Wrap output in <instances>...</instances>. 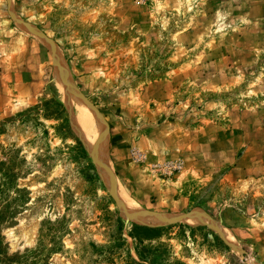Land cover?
Masks as SVG:
<instances>
[{
  "label": "rangeland",
  "instance_id": "374dc122",
  "mask_svg": "<svg viewBox=\"0 0 264 264\" xmlns=\"http://www.w3.org/2000/svg\"><path fill=\"white\" fill-rule=\"evenodd\" d=\"M55 62L101 115V168ZM132 225L165 229L145 264H264V0H0V253L128 264Z\"/></svg>",
  "mask_w": 264,
  "mask_h": 264
},
{
  "label": "bare ground",
  "instance_id": "6f19581e",
  "mask_svg": "<svg viewBox=\"0 0 264 264\" xmlns=\"http://www.w3.org/2000/svg\"><path fill=\"white\" fill-rule=\"evenodd\" d=\"M59 81V82H58ZM56 84L59 85L60 94L62 95V101L66 106L67 110L72 114V128L80 139L85 144L86 148L96 155L95 158L98 159V165L101 168V158L106 136L102 134V123L100 118L80 99L76 98L72 91L65 88L61 80L59 79ZM62 87V88H61ZM103 121V120H102ZM105 150V149H104ZM122 197V202L127 206L128 209L139 212V210L126 202L127 197L126 193L123 190L120 191ZM129 197V196H128ZM140 215H134V218ZM150 217L145 219L147 222H151ZM174 218V217H172ZM187 224L191 226L198 225L201 222H204L203 216L201 217H190L185 219ZM144 221V220H143ZM170 221V220H169ZM168 222V221H167ZM166 222V223H167ZM154 225V224H153Z\"/></svg>",
  "mask_w": 264,
  "mask_h": 264
},
{
  "label": "water",
  "instance_id": "95a60500",
  "mask_svg": "<svg viewBox=\"0 0 264 264\" xmlns=\"http://www.w3.org/2000/svg\"><path fill=\"white\" fill-rule=\"evenodd\" d=\"M18 22V21H17ZM20 22V21H19ZM24 26H26L27 28H29L30 30H33L35 31L39 36L40 38H42V40H44L46 43H47V40L44 38V36L39 33L38 31H36V29L34 27H32L31 25H28V24H24ZM48 44V43H47ZM49 51H50V54L52 55V57L54 58V60H58V57H57V53L55 50H53L51 47H49ZM56 64V62H55ZM56 66L58 67V72L60 74V77H61V81L63 83V85L65 86V88H67L68 90L72 91V93H74V95L76 96V98L82 100L100 119H101V115L97 112V110L77 91L76 87L73 85V83L70 81V79L68 78L67 74H66V71H65V68L64 66H58L56 64ZM102 123V134L104 133V123L103 121H101ZM91 154V157L93 159H95V155H93V153H90ZM96 161V160H95ZM108 187L112 193V195L114 196V199H115V202L117 204V207L120 211V213L128 218H130L131 220H134V221H137L135 218H134V215H132L125 207L122 206V204L120 203L119 201V196H118V191L116 190L115 188V185H114V182H112V180L110 179L108 181ZM190 216H198L197 213H190L189 215L187 216H184L183 218H178L176 220H170L168 221L165 225L167 224H170V223H174L176 221H184L185 219H187L188 217ZM137 224H140V225H144V226H147L145 225L144 223L142 222H138ZM163 225V226H165ZM147 227H152V226H147ZM159 227H162V226H159ZM225 243L227 244V246H229L230 248H233L234 250H237L236 247L232 246L230 243L226 242Z\"/></svg>",
  "mask_w": 264,
  "mask_h": 264
},
{
  "label": "trees",
  "instance_id": "16d2710c",
  "mask_svg": "<svg viewBox=\"0 0 264 264\" xmlns=\"http://www.w3.org/2000/svg\"><path fill=\"white\" fill-rule=\"evenodd\" d=\"M56 104L60 108L61 111H64V107H63L61 102L58 101ZM76 142L79 145V147L81 148L83 156L87 157L86 152H85L84 148L82 147V145L80 144V142L78 140H76ZM163 230H165V229H163V228H147V227H140V226L132 225V231L130 232V237L136 242L134 249H135L136 255L138 256V260H134L132 258H129L128 264H145L146 263V261L144 260L145 254L142 252V250H140L137 247V245L143 244V242H144L143 240H147V241L152 240L153 241L155 239H158ZM140 232H143L144 234H146L144 236V239L139 236L138 233H140ZM148 251H151V250H148ZM14 258H15L14 256L7 258L5 256H2V254L0 253V264H9V262L13 261ZM149 264H155V262L152 261Z\"/></svg>",
  "mask_w": 264,
  "mask_h": 264
}]
</instances>
